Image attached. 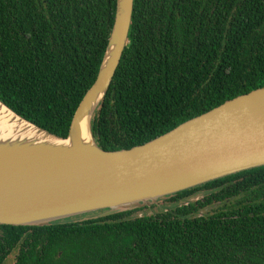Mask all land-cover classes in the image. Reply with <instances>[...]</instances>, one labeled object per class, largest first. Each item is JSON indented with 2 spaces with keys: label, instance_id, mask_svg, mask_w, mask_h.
Returning <instances> with one entry per match:
<instances>
[{
  "label": "trees",
  "instance_id": "trees-1",
  "mask_svg": "<svg viewBox=\"0 0 264 264\" xmlns=\"http://www.w3.org/2000/svg\"><path fill=\"white\" fill-rule=\"evenodd\" d=\"M116 10L117 0H0V100L68 136ZM263 86L264 0H135L93 133L104 149L132 148ZM162 200L173 206L0 225V264L13 254V264H264V166Z\"/></svg>",
  "mask_w": 264,
  "mask_h": 264
},
{
  "label": "water",
  "instance_id": "water-1",
  "mask_svg": "<svg viewBox=\"0 0 264 264\" xmlns=\"http://www.w3.org/2000/svg\"><path fill=\"white\" fill-rule=\"evenodd\" d=\"M134 2L117 0L98 76L76 109L68 136L0 100V114L5 109L10 115L9 123L0 119V225L45 226L96 211L103 217L152 207L166 196L264 166V86L144 144L99 146L92 122L129 41Z\"/></svg>",
  "mask_w": 264,
  "mask_h": 264
},
{
  "label": "rangeland",
  "instance_id": "rangeland-1",
  "mask_svg": "<svg viewBox=\"0 0 264 264\" xmlns=\"http://www.w3.org/2000/svg\"><path fill=\"white\" fill-rule=\"evenodd\" d=\"M197 197H198V198H201V194H200V193L197 194V196L194 198V200H195ZM162 199H163V198H162ZM154 205H156V204H154ZM218 205H220V204L217 203V204H215V205H213V206H210V207L204 208L203 211H204V213H212V212H214V209H216V208L219 207ZM172 206H173V204L166 203L165 201H163V200H161V199L159 200L158 207L161 208V209L169 208V207H172ZM152 207H153V206H152ZM142 212H143V214H144V213H155V210H153V209L150 210V209L146 208V209L143 210ZM91 213H92V212H91ZM86 214H88V213H86ZM86 214H81V215L73 216V217L84 216V215H86ZM70 218H72V217H70ZM67 219H69V218H67ZM14 258H15L14 254L11 255V256L9 257L8 261H7L5 264H13V262H14Z\"/></svg>",
  "mask_w": 264,
  "mask_h": 264
},
{
  "label": "bare ground",
  "instance_id": "bare-ground-1",
  "mask_svg": "<svg viewBox=\"0 0 264 264\" xmlns=\"http://www.w3.org/2000/svg\"><path fill=\"white\" fill-rule=\"evenodd\" d=\"M0 119H3V122L2 123H9L10 122V119H7V117H9L10 115L7 114V111L5 109H3L1 111V114H0Z\"/></svg>",
  "mask_w": 264,
  "mask_h": 264
},
{
  "label": "flooded vegetation",
  "instance_id": "flooded-vegetation-1",
  "mask_svg": "<svg viewBox=\"0 0 264 264\" xmlns=\"http://www.w3.org/2000/svg\"><path fill=\"white\" fill-rule=\"evenodd\" d=\"M200 194H201V198L204 199V197L206 196L207 193H200ZM195 197H196V196H194V197H192V198H195ZM192 198H191V199H192ZM161 200H162V199H161ZM219 204H221V203H219ZM156 205L158 206V204H156ZM210 206H213V205H210ZM210 206H208V207H210ZM143 207H149V206H143ZM139 208H142V207H139ZM206 208H207V207H206ZM203 213H204V211L201 212V214H203Z\"/></svg>",
  "mask_w": 264,
  "mask_h": 264
}]
</instances>
